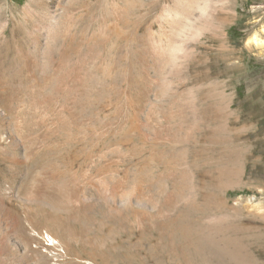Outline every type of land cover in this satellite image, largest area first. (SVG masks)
<instances>
[{"label": "rangeland", "instance_id": "obj_1", "mask_svg": "<svg viewBox=\"0 0 264 264\" xmlns=\"http://www.w3.org/2000/svg\"><path fill=\"white\" fill-rule=\"evenodd\" d=\"M22 205L58 264H264V0H0V251Z\"/></svg>", "mask_w": 264, "mask_h": 264}, {"label": "bare ground", "instance_id": "obj_2", "mask_svg": "<svg viewBox=\"0 0 264 264\" xmlns=\"http://www.w3.org/2000/svg\"><path fill=\"white\" fill-rule=\"evenodd\" d=\"M50 194L58 201L66 197L62 190L55 187L51 188ZM34 209L31 205H22L17 226L7 236L6 246L0 251V264L6 256H10L14 264H58L60 258L68 256L62 238L66 236L79 242L82 239L78 230L55 216L48 217V224L39 225Z\"/></svg>", "mask_w": 264, "mask_h": 264}, {"label": "trees", "instance_id": "obj_3", "mask_svg": "<svg viewBox=\"0 0 264 264\" xmlns=\"http://www.w3.org/2000/svg\"><path fill=\"white\" fill-rule=\"evenodd\" d=\"M231 32H234V29H231Z\"/></svg>", "mask_w": 264, "mask_h": 264}]
</instances>
